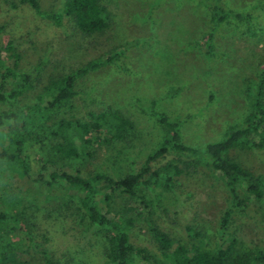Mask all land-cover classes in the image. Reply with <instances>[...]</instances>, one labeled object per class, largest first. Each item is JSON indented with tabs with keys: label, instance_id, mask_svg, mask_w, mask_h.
Instances as JSON below:
<instances>
[{
	"label": "rangeland",
	"instance_id": "374dc122",
	"mask_svg": "<svg viewBox=\"0 0 264 264\" xmlns=\"http://www.w3.org/2000/svg\"><path fill=\"white\" fill-rule=\"evenodd\" d=\"M41 2L44 9L58 11L64 0ZM100 2L111 13L110 28L102 35L86 37L69 19L58 27L38 17L28 6L13 8L10 0H0V76L10 71L31 78L23 94L13 102L14 108L36 105L51 76L97 63L98 70L78 81V94L71 108H64L56 114L57 118L75 116L85 121L90 112L112 108L139 122L141 138L130 144L101 147L93 159L74 162L72 168L79 169L83 176L98 172L121 178L136 172L167 136L164 127L141 109L152 101L158 102L161 112L184 123V141L192 146L220 140L229 128L243 122L248 112L246 89L264 69V13L253 9L264 0H221L225 11H252L259 20L253 22L252 32L246 22L231 20L222 25L215 33L212 55L208 54L207 35L213 23L207 0ZM10 43L14 46L12 51L7 50ZM51 124L18 125L0 131V150L12 140L24 141L23 149L33 161L32 178L13 174L10 165L0 161L7 188L48 212L59 208L58 195L67 196L37 182L36 177L39 173L72 170L50 156ZM27 131L37 134L40 143L29 139ZM231 156L264 175V152L237 150ZM185 184L188 188L156 189L145 197L117 195L112 208L125 209L127 218L136 219L130 236L137 248L155 250L158 246L147 223L151 218L176 244L189 242L193 232L188 229H193L201 234L197 241L215 245L218 218L229 202L226 188L217 174L208 170L192 175ZM243 197L250 207L232 227L236 246L227 264L253 260L258 249L264 247L259 206L247 195ZM0 200L7 205L4 190L0 191ZM11 200L19 202L16 197ZM42 222L36 237L40 241L44 236L51 240L58 261L103 264L101 247L81 240L77 226L63 227L54 220ZM6 230L2 246L17 247L23 252L21 261H28L26 246H17L20 235L11 227ZM30 263L39 264L36 260ZM134 263L143 264L138 258Z\"/></svg>",
	"mask_w": 264,
	"mask_h": 264
},
{
	"label": "trees",
	"instance_id": "16d2710c",
	"mask_svg": "<svg viewBox=\"0 0 264 264\" xmlns=\"http://www.w3.org/2000/svg\"><path fill=\"white\" fill-rule=\"evenodd\" d=\"M10 1L13 8L28 6L38 17L58 27L69 19L86 37L106 33L112 21L111 13L100 0H64L62 9L58 11L44 9L41 0ZM207 5L213 23V29L207 35L209 55L213 53L215 33L222 25L231 20L246 22L249 32H252L253 22L259 20V16L252 11H225L221 0H207ZM253 9L264 13V3ZM7 50H14L13 44L10 43ZM17 56L18 59L21 57L19 54ZM98 69L99 64L90 63L69 74L51 76L39 102L26 108H14L13 102L23 94V89L30 83V76L10 71L0 76V107L4 106L0 109V131L14 129L18 125L42 127L44 123L52 122L48 127L52 137L48 146L50 156L72 169L54 171L48 175L39 173L36 177L37 182L46 183L49 189L67 196L56 197L60 206L54 212L27 202L15 190L7 188L0 172V191L4 190L7 196V205L0 200V264H31L35 260L39 264H72L71 261L62 262L54 257L48 237L44 236L41 241L36 237L42 221L53 220L63 227L77 226L81 240L101 247L103 264H135V258L143 264H227L236 246L232 227L238 217L248 213L250 207L244 195L259 206L264 232V175L246 168L231 156L237 150L264 152V69L246 89L248 112L243 122L229 128L224 137L217 141L200 146L188 145L184 141L182 121L161 112L157 101H152L148 107L142 106V111L164 127L167 136L136 172H128L121 178L98 172L83 176L79 169L71 165L85 162L86 158L93 159L101 147L130 144L141 138L142 131L136 119L112 108L90 112L85 121L75 116L69 119H58L56 116L67 106L71 108L70 104L78 94V81ZM27 135L29 139L39 142L37 134L27 131ZM23 144L24 141L12 140L9 146L0 150V161L9 164L13 174L32 178L33 161L24 151ZM207 170L217 174L229 195L228 206L218 218L215 245L208 246L203 241H197L201 234L193 229H188L193 232L189 242L176 244L161 230L158 221L151 218L147 223L158 246L155 250L137 248L130 236L136 219L127 218L125 209L112 208L117 195L136 197L142 194L145 197L156 189L175 191L188 188L185 184L187 179ZM13 197L19 202H13ZM9 227L21 237L17 246L24 244L27 248L24 254L30 259L24 263L20 258L23 252L17 247L2 246V238ZM239 264H264V247L258 249L253 260H242Z\"/></svg>",
	"mask_w": 264,
	"mask_h": 264
}]
</instances>
